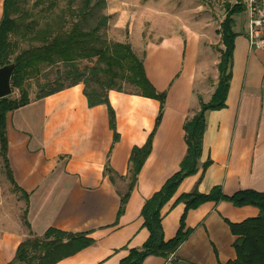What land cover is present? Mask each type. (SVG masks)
Masks as SVG:
<instances>
[{
    "label": "crops",
    "instance_id": "1",
    "mask_svg": "<svg viewBox=\"0 0 264 264\" xmlns=\"http://www.w3.org/2000/svg\"><path fill=\"white\" fill-rule=\"evenodd\" d=\"M172 1L106 0L104 12L120 13L122 22L123 16L128 18L123 24H128L131 34L136 28L143 32L146 24L154 31L160 27L158 31L163 34L146 40L143 58L152 84L158 91L167 90L164 114L125 212L117 220L120 195L129 185L130 154L135 145L146 142L160 101L142 96L133 85L111 89L120 134L114 142L107 105L89 106L83 80L48 92L43 88L68 76L73 66L87 65L96 57L62 61L67 68L61 70L55 63L41 73L46 77L30 95V102L7 116L10 165L17 183L28 193L30 228L23 220L25 199L0 171V264L13 260L22 241L43 237L50 227L74 233L89 231L94 239L91 245L56 264H120L130 248H140L147 240L142 207L179 170L187 152L183 125L199 110L200 101H209L215 92L218 52L223 48L215 50V57L206 51L198 55L199 45L214 50L212 43L183 29L166 31L165 24L141 20L143 13H165L164 3ZM3 3L0 0V19ZM242 24L234 27L237 34L226 106L205 114L198 171L181 182L162 209L167 240L178 230L185 204L171 206L183 192L197 189L207 193L215 185L227 195L241 189L264 192V47L250 48L246 20ZM193 38L195 42L190 43L195 49L189 51V39ZM54 66L56 69L51 70ZM108 167L113 169L114 179ZM258 213L253 205L205 202L187 214L186 226L191 229L188 238L168 256L150 255L143 264H218L234 259L236 236L228 221L241 222Z\"/></svg>",
    "mask_w": 264,
    "mask_h": 264
},
{
    "label": "trees",
    "instance_id": "2",
    "mask_svg": "<svg viewBox=\"0 0 264 264\" xmlns=\"http://www.w3.org/2000/svg\"><path fill=\"white\" fill-rule=\"evenodd\" d=\"M90 1V0H89ZM106 2V0H102ZM244 10L241 5L227 7L224 19L220 23L219 33L223 48H221L219 81L211 99L201 100L199 110L188 118L183 128L187 143V152L181 161L180 168L171 175L163 186L148 198L141 210L143 227L149 231L147 240L140 248H130L120 264H143L150 255L168 256L174 252L190 235L191 229L186 226V217L191 209L198 208L208 201H229L236 206L253 205L259 209L256 216L248 217L241 222H230L231 232L236 236L233 246L236 257L218 264H264V192L253 189H241L232 195L223 192L220 185H215L207 193L197 189L181 193L171 208L177 203H184V212L179 221V227L174 237L165 239L162 226L163 207L174 197L181 182L198 171V158L202 149V135L205 126V114L208 110H218L226 106V98L232 78V63L234 40L233 14ZM19 11V0H4L3 13L0 19V66L14 65L11 76V87L19 89L18 97L11 94L0 98V158L3 161L4 173L12 184L14 191L19 192L25 199L26 206L23 213L24 224L30 228L28 221L29 197L17 183L9 159V142L7 136L8 114L30 102V95L25 83L31 77L41 74L42 64L52 65L58 61H73L82 58L99 56L102 67H92L89 79L84 82V94L89 106L106 104L109 114L110 128L114 132V142L120 139L116 126V111L110 101L109 92L113 88L122 90L118 80H125L138 88L142 96L160 101V107L155 118L152 131L146 142L135 145L129 158V185L125 193L120 195V205L117 220L125 212L126 204L136 185L147 157L152 150L153 138L162 120L167 97V91H158L146 74L143 56L140 57L129 42H108L97 32L100 26L90 30L82 29L78 24L64 33L50 35L49 29L36 34L41 44L30 46L20 52L15 51L10 39L11 34H20L21 21L13 15ZM103 23L107 21L104 17ZM33 23V21H32ZM32 25L29 24V30ZM209 161L204 164L206 168ZM111 178L114 171L107 168ZM32 234V231H30ZM89 231L69 232L50 227L43 237H30L22 241L15 256L8 264H56L65 257L76 254L91 245L94 239Z\"/></svg>",
    "mask_w": 264,
    "mask_h": 264
},
{
    "label": "rangeland",
    "instance_id": "3",
    "mask_svg": "<svg viewBox=\"0 0 264 264\" xmlns=\"http://www.w3.org/2000/svg\"><path fill=\"white\" fill-rule=\"evenodd\" d=\"M165 13H143L141 20L143 22L153 23L156 22L159 25L165 24L167 30H184L187 33L197 37L200 36L206 40V42L212 43V47L208 48L204 45H199L198 55L200 51L209 56L215 57L216 51L219 50V46L223 47L221 41V35L219 33L220 23L225 17V13L222 10L219 0H173L170 3H164ZM179 5V6H178ZM107 2L102 0H19V11L15 13L14 17H19L21 21L20 34H11L10 39L15 43V51L20 52L23 49L29 48L30 46L41 44L39 36L36 34L42 32L44 29L50 30V35H55L59 32L64 33L69 31L74 24H78L82 29L90 30L95 26H100L98 35L101 36L105 41L114 42H131L134 51L140 56H144L145 42L148 38L159 37L163 34L158 31L152 30L151 25H144L143 32H138V29H134L132 34L130 28L124 26V22L129 21L128 18L122 17L119 20L120 13H105ZM107 17V21L104 24L103 18ZM234 27L237 24H241L247 20L245 10L235 12L233 14ZM33 21V23H32ZM119 23V24H118ZM29 24L32 25L29 30ZM162 26L161 30L164 32L165 28ZM165 31V32H166ZM131 35V36H130ZM194 39V40H193ZM189 39V43L194 41ZM196 45V44H195ZM194 44L190 43L189 51H193ZM216 50V51H215ZM151 51V50H150ZM149 51V52H150ZM151 53V52H150ZM157 50L154 51V55ZM221 55V50H219ZM94 58L87 65H75L71 68L68 76H62L57 82L51 85H45L44 92H48L54 88L60 86H66L71 84L74 80H83L86 82L89 77V70L94 64H97V69L102 67V62L99 56H93ZM183 58V54L181 55ZM220 58V56L218 57ZM58 63L57 70L66 69L67 64L62 61ZM55 64V63H54ZM52 64V65H54ZM51 67L48 63L42 64V72ZM88 67L87 69H83ZM56 69L52 67L51 70ZM41 72V73H42ZM179 74V73H176ZM84 76L86 78H84ZM46 76L38 75L31 77L25 83L28 89L29 95L36 92L37 87L41 84L42 80ZM41 80V81H40ZM44 83V82H43ZM120 86L131 87V84L125 80H118ZM167 91V90H164ZM12 96H19V89H13L11 92ZM3 161L0 158V171L4 173ZM7 179V178H6Z\"/></svg>",
    "mask_w": 264,
    "mask_h": 264
},
{
    "label": "built area",
    "instance_id": "4",
    "mask_svg": "<svg viewBox=\"0 0 264 264\" xmlns=\"http://www.w3.org/2000/svg\"><path fill=\"white\" fill-rule=\"evenodd\" d=\"M224 13L227 7L241 5L246 12V34L250 48L264 47V0H219Z\"/></svg>",
    "mask_w": 264,
    "mask_h": 264
},
{
    "label": "water",
    "instance_id": "5",
    "mask_svg": "<svg viewBox=\"0 0 264 264\" xmlns=\"http://www.w3.org/2000/svg\"><path fill=\"white\" fill-rule=\"evenodd\" d=\"M14 70V65L9 64L0 66V98L11 94V76Z\"/></svg>",
    "mask_w": 264,
    "mask_h": 264
}]
</instances>
